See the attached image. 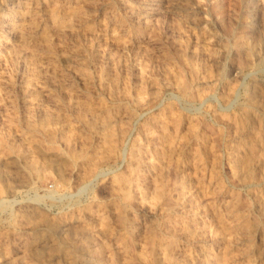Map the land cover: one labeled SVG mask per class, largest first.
<instances>
[{
  "label": "rangeland",
  "instance_id": "obj_1",
  "mask_svg": "<svg viewBox=\"0 0 264 264\" xmlns=\"http://www.w3.org/2000/svg\"><path fill=\"white\" fill-rule=\"evenodd\" d=\"M8 198L0 264H264V0H0Z\"/></svg>",
  "mask_w": 264,
  "mask_h": 264
},
{
  "label": "clouds",
  "instance_id": "obj_2",
  "mask_svg": "<svg viewBox=\"0 0 264 264\" xmlns=\"http://www.w3.org/2000/svg\"><path fill=\"white\" fill-rule=\"evenodd\" d=\"M16 205L13 203V198H8L7 204L3 199H0V212H3L6 208L9 212L15 209Z\"/></svg>",
  "mask_w": 264,
  "mask_h": 264
},
{
  "label": "bare ground",
  "instance_id": "obj_3",
  "mask_svg": "<svg viewBox=\"0 0 264 264\" xmlns=\"http://www.w3.org/2000/svg\"><path fill=\"white\" fill-rule=\"evenodd\" d=\"M19 30H20V28H19ZM185 86H186V84H185ZM163 144V143H162ZM168 160V159H167ZM175 161V160H174ZM144 167V166H143ZM170 167V166H169ZM168 167V168H169ZM175 167V166H174ZM149 168H150V166H149ZM191 184V183H190ZM192 187H195V186H192ZM199 188H197V190H198ZM193 189H191L190 191H192ZM188 193H189V191H188ZM187 195V194H186ZM184 198V197H183ZM192 200H193V198H192ZM157 242V241H156ZM164 243V242H163ZM154 245H156V244H154ZM153 245V246H154ZM152 251H154V250H152ZM169 251V250H168ZM174 251V250H173ZM177 250H175V252H176ZM164 252V251H163ZM170 252V251H169ZM171 253V252H170ZM159 255V254H158ZM166 255V254H165ZM71 258V257H70ZM166 259H169V258H166ZM213 261V260H212ZM215 263V262H214Z\"/></svg>",
  "mask_w": 264,
  "mask_h": 264
}]
</instances>
